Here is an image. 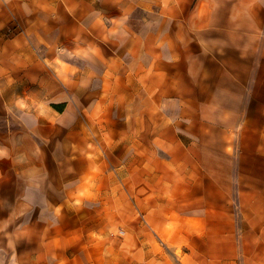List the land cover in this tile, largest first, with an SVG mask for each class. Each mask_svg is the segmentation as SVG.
<instances>
[{
    "label": "rangeland",
    "instance_id": "rangeland-1",
    "mask_svg": "<svg viewBox=\"0 0 264 264\" xmlns=\"http://www.w3.org/2000/svg\"><path fill=\"white\" fill-rule=\"evenodd\" d=\"M211 1H9L7 24L0 23V78L9 76V83L0 79V121L3 112H13L16 94L36 87L77 94V106L102 101L89 112L87 135L76 130L88 184L83 204L68 205L82 207L81 220L74 208L58 205L68 216L50 225L41 221L39 239L18 247L17 264H246L245 253L255 255L251 218L256 204H264V0ZM235 13L241 20L231 17ZM205 28L217 34L199 36ZM178 41L201 48H175ZM207 45L212 48H202ZM74 46H134L141 61L144 46H151L148 79H125L134 69L142 78L143 63L110 64L99 76L96 65L72 59ZM192 52L200 63V55L209 54L215 69L224 64L230 76L247 67L250 89L262 68L254 114L240 104L245 108L235 126L200 129L194 150L172 121L183 105L179 78ZM56 56L75 62L68 64L71 76L58 71ZM20 58L23 65L9 64ZM17 66L22 88L12 81L21 72ZM197 70L200 77V65ZM7 84L4 92L13 96L1 95Z\"/></svg>",
    "mask_w": 264,
    "mask_h": 264
},
{
    "label": "crops",
    "instance_id": "crops-1",
    "mask_svg": "<svg viewBox=\"0 0 264 264\" xmlns=\"http://www.w3.org/2000/svg\"><path fill=\"white\" fill-rule=\"evenodd\" d=\"M10 0H0V23L7 24L6 9ZM16 3L17 0H12ZM167 5V2H165ZM207 4H213L211 0H207ZM179 16V14H177ZM201 15V20H208ZM234 20H241L238 14H231ZM130 20V17L127 21ZM127 26H130L127 23ZM183 29V26L177 25V32ZM214 36L217 30L205 28L199 30L200 36ZM132 48H80L81 54H75L70 50L72 59L89 65H96L98 73L102 76L110 64L119 65L125 63L129 65L144 64L143 77L140 78L136 70L127 72L125 79L129 81L146 80L147 70L152 62L151 46H144L143 61L137 60L141 56H137ZM167 48V47H166ZM175 48H201L199 44L185 46L184 43L178 41ZM202 48H212L210 46H202ZM87 50V52H85ZM132 50V52H131ZM209 51V50H208ZM68 64L64 57H60ZM202 63L197 60L196 53L192 52L186 58L185 76L179 78L183 93L179 94L180 100L184 99L183 105L177 106L176 115L173 118L175 127L181 129L183 133L191 138L189 145L193 147L197 144L194 138H199V130L210 127H231L235 126L232 122L239 121L243 107L240 104H247V111L254 114L256 104H258V90L262 79V68H257L254 72L255 78L251 89L249 88V80L246 76L247 67L230 76L226 71V66H221L217 71L215 63L209 54L201 56ZM9 64H24L23 60L13 62L9 59ZM57 64V62H56ZM198 65H200V77H197ZM220 65V64H219ZM21 71L16 75H12V81L15 85L24 86L25 77ZM15 69V70H16ZM13 72V68H11ZM68 70L67 74L71 76L72 72ZM14 73V72H13ZM242 73V74H241ZM113 74H119L118 71ZM202 74V75H201ZM220 74L217 81L216 75ZM8 75V74H7ZM9 76L3 75L0 79L4 82ZM94 78V76H86V78ZM117 79V77H113ZM214 80L215 88L210 93L208 100L200 103L198 106L193 103L196 95V85L203 87L208 91V81ZM9 83V80H8ZM21 83V84H20ZM52 83V82H51ZM7 89H1L3 96H13ZM187 89L190 92H185ZM13 92L15 89H11ZM95 96L102 95L98 89L94 90ZM118 92L113 89L111 96H116ZM24 97L29 106L20 108L14 104L13 112H3L5 117L0 121V236L11 238L13 246H17V242L29 239H39L40 222H46L49 225L55 224L57 220L63 219L68 214L62 212V208H74L72 211L76 219L82 218V207L70 206L68 204H77L75 199H79L80 203L86 200L82 197V193H86L87 189V157L81 153V131H79V141H77L76 130H83L85 136L86 129L89 126V112H95L96 108H102L100 99H96L91 107L88 103L81 100L80 104L76 101L75 96L65 90L59 94H51L47 89L36 87L30 89L29 93L16 94ZM14 94V96H16ZM48 105V109L44 112L39 111V103ZM97 105V106H96ZM231 106V107H229ZM99 109V108H98ZM218 125H217V124ZM264 145V139L262 140ZM87 145V139L85 138ZM76 146L79 151H74ZM199 149L198 147H196ZM200 150H197L199 152ZM206 152L202 154L205 155ZM195 157L196 160L200 159ZM53 161L55 162V172L61 181V185L57 188L51 182L53 172ZM51 191L56 192V197L49 195ZM64 206L57 210V206ZM61 213V215L59 214ZM64 215H63V214ZM87 213L85 214V218ZM252 224L255 226V255L254 253H245L246 264L251 256H256L255 264H264V204H256V216L251 218ZM17 248V257L19 255Z\"/></svg>",
    "mask_w": 264,
    "mask_h": 264
},
{
    "label": "clouds",
    "instance_id": "clouds-1",
    "mask_svg": "<svg viewBox=\"0 0 264 264\" xmlns=\"http://www.w3.org/2000/svg\"><path fill=\"white\" fill-rule=\"evenodd\" d=\"M241 59H244L241 57ZM209 88L208 91H205L203 87L200 85H196V95L193 98V103L196 104L197 106L200 103H204L208 100L210 93L214 90L215 88V82L214 80H209L208 82ZM231 107V106H229ZM183 135V133H181ZM55 168V162L53 161V172L51 176V182L59 188L61 185V181L58 177V174L54 170ZM50 196L56 197V192L51 191L49 193ZM23 248V247H31V242L30 241H20L19 245L13 246L11 243V238L5 236H0V264H17V248Z\"/></svg>",
    "mask_w": 264,
    "mask_h": 264
},
{
    "label": "bare ground",
    "instance_id": "bare-ground-1",
    "mask_svg": "<svg viewBox=\"0 0 264 264\" xmlns=\"http://www.w3.org/2000/svg\"><path fill=\"white\" fill-rule=\"evenodd\" d=\"M80 48L81 47H79V46H74L72 48V52L79 55V54H81ZM55 60L57 62L56 67H57L58 71L60 73H67L69 70L68 63L66 61L62 60L60 57H57V56H56ZM46 61L48 63H51L48 58H46ZM16 103H17L18 107H20V108H27L29 106V103L27 102V100L22 96H17ZM38 106H39L40 112H44L46 109L49 108L48 105H46L42 102H40Z\"/></svg>",
    "mask_w": 264,
    "mask_h": 264
}]
</instances>
